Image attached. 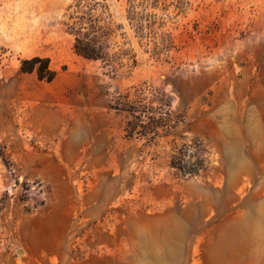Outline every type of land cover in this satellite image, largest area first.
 <instances>
[{
    "label": "rangeland",
    "instance_id": "1",
    "mask_svg": "<svg viewBox=\"0 0 264 264\" xmlns=\"http://www.w3.org/2000/svg\"><path fill=\"white\" fill-rule=\"evenodd\" d=\"M78 1L0 0V264H264V0H103L101 60Z\"/></svg>",
    "mask_w": 264,
    "mask_h": 264
},
{
    "label": "trees",
    "instance_id": "2",
    "mask_svg": "<svg viewBox=\"0 0 264 264\" xmlns=\"http://www.w3.org/2000/svg\"><path fill=\"white\" fill-rule=\"evenodd\" d=\"M137 0H128V8L135 12L138 9ZM108 12V6L103 0H79L74 6V12L70 16L72 20V30L75 33L73 49L75 53L83 58L91 60H101L104 57L101 49L94 45V36L99 30L95 25L97 18L95 13ZM129 21L132 19L128 18ZM20 69L23 73L35 72L40 81L50 82L55 77V72L50 69L49 60L46 58H32L21 61ZM145 109V108H144ZM128 113L129 119L126 122L124 131L126 136L145 137L153 140L157 136L158 130L167 126L168 114H163L161 109L149 108L140 112L129 107L124 110ZM156 111V113H155ZM166 116V117H164ZM185 154L179 150L170 158V167L182 175H197L201 168L200 164L191 167L183 160Z\"/></svg>",
    "mask_w": 264,
    "mask_h": 264
}]
</instances>
